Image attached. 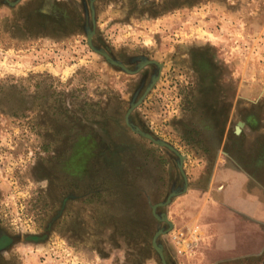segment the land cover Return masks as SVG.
<instances>
[{
	"label": "rangeland",
	"instance_id": "1",
	"mask_svg": "<svg viewBox=\"0 0 264 264\" xmlns=\"http://www.w3.org/2000/svg\"><path fill=\"white\" fill-rule=\"evenodd\" d=\"M8 1L0 264H264V0Z\"/></svg>",
	"mask_w": 264,
	"mask_h": 264
},
{
	"label": "water",
	"instance_id": "2",
	"mask_svg": "<svg viewBox=\"0 0 264 264\" xmlns=\"http://www.w3.org/2000/svg\"><path fill=\"white\" fill-rule=\"evenodd\" d=\"M18 1H19V0L15 1V2H10V1H8V2H9L11 5H14V4H16V2H18ZM93 4H94V0L91 1V6H92V7H93ZM92 11H93V13H94V8H92ZM92 25H93V31H91V32L88 34V39H87V43H88V45L90 46V48H91L93 51L99 53L100 55H102L103 57H105L108 61H110L111 63H113L114 65H118V66H120L123 70H125V71H127V72L135 73V72L139 71L140 69H142L143 67H145L146 65H149V64H152V63H155V62H156L155 60H145L144 62H142V63L139 65V67H138V69H137L136 71H132V72H131V71H130V70H129L124 64H122V63H118V62L114 61V60L111 58V56H110L106 51H104V50H102V49H98V48H96V47L94 46V44H93V42H92V40H93V34H94V30H95V28H96V20H95V17H94V16H93V18H92ZM155 83H156V80L154 79V80L150 83V85L147 87V89H146V91L144 92V94L142 95L141 100H142V99L148 94V92L154 87ZM139 103H140V100H139L137 103L133 104V105L130 107V109L128 110L127 115H128V114L132 111V109H133L134 107H136ZM237 132L239 133L240 130L237 129ZM148 137H149L150 139H152L154 142L159 143V142H158L157 140H155L153 137H151V136H148ZM168 201H169V199H168ZM157 205H164V204L159 203V204H157ZM157 205H155V207H156ZM171 226H172V225H171ZM153 245H154V247L156 248L157 252H158L159 255H160V258H161L162 264H167V263H166V260H165V258H164V254H163V252H162L161 247H159V246L156 244V238H154V240H153Z\"/></svg>",
	"mask_w": 264,
	"mask_h": 264
},
{
	"label": "flooded vegetation",
	"instance_id": "3",
	"mask_svg": "<svg viewBox=\"0 0 264 264\" xmlns=\"http://www.w3.org/2000/svg\"><path fill=\"white\" fill-rule=\"evenodd\" d=\"M157 204H159V203H157ZM156 207H161V205H157Z\"/></svg>",
	"mask_w": 264,
	"mask_h": 264
}]
</instances>
